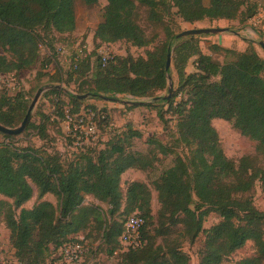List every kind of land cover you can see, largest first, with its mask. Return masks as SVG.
I'll return each mask as SVG.
<instances>
[{
  "label": "trees",
  "instance_id": "trees-1",
  "mask_svg": "<svg viewBox=\"0 0 264 264\" xmlns=\"http://www.w3.org/2000/svg\"><path fill=\"white\" fill-rule=\"evenodd\" d=\"M81 1L87 6L98 2ZM252 1L209 0L205 4L204 0H106L96 40L124 41L138 49L150 46L155 38H149L138 23L139 11L144 9L149 23L164 28L161 46L147 51L144 57L126 55L106 63L99 59L93 68L84 50L77 62L73 59L77 52H73L70 75L84 79L92 70L90 80L81 81L76 93H65L54 86L45 95L56 100L61 95L68 98L70 108L61 109L55 103L61 120L68 115L76 118L87 110L81 108V95L111 101L117 97L151 98L154 101L125 106L132 110L167 105L177 117L172 145L185 147L188 152L178 155L152 137L146 139L145 151L135 150L133 140L141 135L130 127L121 132L114 130L99 146L75 151L65 165L60 155L47 153L46 149L0 143V195L5 198L0 200V225L9 233L14 259L22 264H45L64 244L75 243L83 248L77 236L86 232L88 236L95 234L93 238L106 254L118 259V264H190L182 244L193 243L203 234L198 264H222L247 242L253 244L254 255L233 264H264V211L253 204L255 183L259 181L264 188V59L252 44L243 52L215 45L214 51L232 57L219 64L200 51L198 38L205 35L176 39L167 23L172 14L191 25L204 20L249 21L258 10ZM75 27L73 0H0V76H16L31 69L45 39L70 35ZM170 52L178 87L165 100L157 95L167 90L171 70L166 71L165 64ZM192 58L195 72L186 75L185 67ZM6 92L0 97V125L15 129L30 106L20 90L14 96ZM179 94L183 97L174 103ZM89 109L95 113L99 127L105 126V111ZM215 119L230 123L254 141L255 154L238 161L227 158L212 126ZM49 122L47 115L38 114L36 121L30 116L23 132L47 142ZM2 135L7 140L13 138ZM159 154L175 156L172 166L153 183L159 203L154 215L148 186L131 181L123 187L122 176L130 170L152 171ZM34 192L37 203L24 208ZM48 194L55 198V204L43 200ZM86 197L106 209L85 204ZM135 211L144 219L141 245L114 255L124 224ZM210 213L220 221L205 230L203 221ZM84 253L83 248V258Z\"/></svg>",
  "mask_w": 264,
  "mask_h": 264
},
{
  "label": "rangeland",
  "instance_id": "rangeland-1",
  "mask_svg": "<svg viewBox=\"0 0 264 264\" xmlns=\"http://www.w3.org/2000/svg\"><path fill=\"white\" fill-rule=\"evenodd\" d=\"M208 1L209 0H204V3L207 4ZM252 4L256 6V9L264 10V0H253ZM105 6L106 0H98V2L92 6L85 5L81 0H73V8L76 17L75 31L70 35L45 39L38 49L39 56L37 63L31 69L21 71L16 76L14 75L11 87L7 86L6 83L2 84L4 81L0 82V97L3 95V91H7V96H14L15 92L20 90L28 107L31 105L39 90H42L32 110L31 121L38 120V114L47 115L50 119V124L48 126V135L50 138L47 142L39 140L36 136H33L27 131L22 132V134L18 136H13V138L9 140L0 134V143L11 142L17 148L26 146L37 147L40 148V150L43 148L46 149L47 153L60 155L61 162L64 165L67 164L75 155V151H79V149L73 147V139L70 137V131L76 123L74 120L64 121L61 120L62 118L60 119L57 117L59 110H57L55 106L56 102L60 104L58 108H70V106H68V98L65 95H61L59 99L56 100L54 96H46L45 94L54 86L65 93H76L81 81L90 80L92 70L84 79H78L75 75H70V57L73 55V52H78V50L83 48L82 50H84L86 56L89 57V63L93 68V65L99 60V50L111 51L115 58L124 57L126 55H131L135 58L140 56L144 57L147 51L161 46V43L164 41V28L162 25L149 23L146 19L147 14L144 9H140L139 11L138 23L149 38H155L150 46L138 49L124 41L101 43L96 40L94 37L95 31L103 20ZM172 13H174V10ZM167 23L173 30L174 35L191 29H226L224 33L205 35L198 38L201 53L210 56L213 61L219 64L230 61L232 57L231 55H226L223 51H214L213 47L215 45L220 49L243 52L247 49L248 44H252L258 55L264 59V51L259 46V42H264V34L260 32L259 29L252 27L248 21L243 22L239 19L232 21L204 20L191 25L183 22L176 15L172 14ZM47 60L51 61L43 65ZM194 61L195 58L188 61L185 67L186 75L195 72L196 64ZM172 64L171 57L169 68V70H171V76L169 77L172 84L171 95H173L178 87V77L174 72ZM56 73H59L60 76L57 77L55 75ZM167 95L168 92L166 90L159 93L157 97H166ZM181 97L183 96L179 94L174 103L179 101ZM116 99V101H105L100 98L91 97L84 99L81 108L85 107L89 110V108L94 107L98 110H104L108 116L105 126H101L100 128L97 124L98 140H95L96 142L93 141L95 143L89 148H94L101 143H105L114 130L121 132L124 131L126 127H130L141 135L139 139L133 140V149L135 150L145 151L147 148L146 139L152 137L166 146L172 147L178 155L187 154L188 150L185 147H175L172 145L176 137L177 117L173 110L168 109L167 105L159 104L155 109L136 108L128 110V108H126L127 106H125L126 104H131L133 102L147 103L154 100L151 98L132 99L129 97H117ZM157 113L162 114L163 118L161 120ZM85 115L87 116V120L91 118L89 114ZM94 119H96V117ZM212 126L218 134L222 150L227 158L238 161L244 156L255 154L256 143L242 136L230 123L215 119L212 121ZM68 138L71 139L72 144L69 142ZM174 156L175 154L167 156L159 154V160L155 163L152 171L144 173L130 170L122 176L123 187H126L131 181L141 182L148 186L151 193L150 207L154 215H156L159 209V203L153 183L160 177L163 171L172 166ZM260 159L262 160V157H260ZM261 165L264 166V161H261ZM4 199L5 198L0 195V200ZM43 200L55 204V198L50 194L46 195ZM35 203H37L36 192H34L32 199L24 205V208H31ZM85 204L99 205L103 209H106L105 205L98 204L91 197L85 198ZM253 204L259 211H264V188L259 181L255 183L253 189ZM219 221V217L210 213L203 221V229L207 230L216 225ZM93 237H95V234L88 236L86 232L77 236L78 240L83 241L85 252L83 261L80 264H118V259L106 254L104 249L100 246V242ZM204 240V235L200 234L195 242H184L182 244L181 250L189 257L190 264H198V253L202 251ZM254 253L255 249L253 244L247 242L243 248L235 252L222 264H233L240 259L253 256ZM14 258V250L9 243V233L3 225H0V261L1 259L12 260ZM45 264L64 263L58 257V252H56L47 259Z\"/></svg>",
  "mask_w": 264,
  "mask_h": 264
},
{
  "label": "built area",
  "instance_id": "built-area-1",
  "mask_svg": "<svg viewBox=\"0 0 264 264\" xmlns=\"http://www.w3.org/2000/svg\"><path fill=\"white\" fill-rule=\"evenodd\" d=\"M248 23L259 29L260 32L264 34V10H258L257 13L248 21ZM83 48L78 50L77 54L74 56V61L77 62L80 58L79 54H82ZM99 59L102 63L112 61L114 55L111 51L99 50ZM12 74L0 76V82L9 87L12 86L13 80ZM90 115V119L87 120V116ZM95 114L92 110H84L79 113L76 118H71L69 115L66 116L65 120L72 121L76 123L71 131L70 137L73 139V147L79 150H85L89 148L98 140L97 138V123L95 121ZM103 118V117H102ZM86 119V120H85ZM97 138V139H96ZM95 141V142H93ZM144 225V219L138 211L133 212L126 220L124 224L123 231L118 239V249L113 253L114 255L128 253L129 251L135 250L141 245V229ZM58 257L63 261L64 264H80L83 261V248L79 244L68 243L62 245L58 250ZM0 264H22L16 259L4 260L1 259Z\"/></svg>",
  "mask_w": 264,
  "mask_h": 264
},
{
  "label": "water",
  "instance_id": "water-1",
  "mask_svg": "<svg viewBox=\"0 0 264 264\" xmlns=\"http://www.w3.org/2000/svg\"><path fill=\"white\" fill-rule=\"evenodd\" d=\"M224 32H226V29H219V28H217V29H207V28L206 29H204V28H202V29H191V30H186V31H183V32L177 34L175 38L176 39H182V38L190 37V36L216 35V34H220V33H224ZM259 46L264 51V42H262V41L259 42ZM170 64H171V53H169L167 55L166 64H165V70L166 71L169 70ZM41 92H42V90H39V92L36 94L35 98L33 99L32 103L28 109L27 115L25 116L21 125L15 129L6 128V127H3L0 125V133L1 134L10 135V136H17V135H20L24 131V129L26 128L27 123L29 121V118L31 116L32 110H33ZM167 92H168V95L166 97H164L165 100H168L172 94V84H171L169 77H168V84H167ZM89 97H91V96L90 95H81V96H78V99L84 100V99H87ZM93 98H94V96H93ZM100 99L105 100V101H111L110 99L104 98L102 96H100Z\"/></svg>",
  "mask_w": 264,
  "mask_h": 264
}]
</instances>
